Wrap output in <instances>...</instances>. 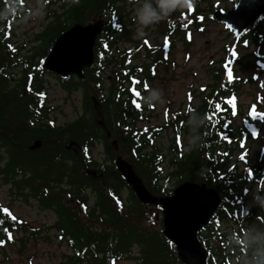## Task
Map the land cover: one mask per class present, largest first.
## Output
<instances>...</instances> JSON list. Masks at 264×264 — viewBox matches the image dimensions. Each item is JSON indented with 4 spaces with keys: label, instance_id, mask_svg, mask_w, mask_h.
I'll use <instances>...</instances> for the list:
<instances>
[{
    "label": "trees",
    "instance_id": "trees-1",
    "mask_svg": "<svg viewBox=\"0 0 264 264\" xmlns=\"http://www.w3.org/2000/svg\"><path fill=\"white\" fill-rule=\"evenodd\" d=\"M48 1L59 4L47 7ZM134 1L44 0L43 11L49 20L35 34L36 46L21 55L12 38L32 8L26 0H19V7L0 20V181L10 186V196L34 199L40 207L54 211L56 219L49 229H55L56 237L72 247V254L59 264H111L115 257L130 253L133 244L139 246V264H181L174 247L154 227L157 209L151 211L140 204L116 169L117 154L110 146L114 138L118 154L132 164L153 194L167 195L186 180L205 183L222 194V205L200 239L209 253L208 264H238L246 252L231 236L240 235L246 224L264 227V209L245 203L254 187L264 192V145L252 151L260 134V113L253 115L251 105L244 110L238 101L247 80L236 75L233 63L241 60L236 53L225 51L219 64L210 69L197 104L192 95L185 108L167 114L162 123L150 124L149 111L155 104L143 103L148 82L156 77L159 66L167 64L174 38L180 36L187 43L189 27L199 29V14L194 4L154 24L156 36L162 39L160 46H154L146 37L133 36L127 7ZM8 4L9 0H0V11ZM207 16L212 19L211 13ZM98 17L105 24L95 46L94 63L85 69L83 79H59L68 93L80 90L81 112L58 123L50 117L56 108L50 105L46 72L40 69L38 57L43 58L55 38L72 24ZM263 38L264 16L242 44L259 47ZM119 43L129 46L119 47ZM253 55L257 61L263 57L257 50ZM16 68L19 73L15 75ZM92 97L99 101L111 137L96 124ZM192 112L204 115L207 123L201 130V145L189 150L185 136ZM163 133L167 137L164 150L157 145ZM35 140L42 141L41 147L31 150ZM70 140L81 145L78 155L66 147ZM96 143L103 146L108 163L92 155ZM89 169L97 172L96 179L89 176ZM125 187L128 202L122 197ZM87 190L93 196L91 204ZM224 216L237 227L221 230ZM39 229L15 217L9 205L0 201V254L17 241L22 251L28 241L41 237ZM148 234L159 235L165 244L145 252L144 236ZM43 238L50 240L48 234Z\"/></svg>",
    "mask_w": 264,
    "mask_h": 264
},
{
    "label": "rangeland",
    "instance_id": "rangeland-1",
    "mask_svg": "<svg viewBox=\"0 0 264 264\" xmlns=\"http://www.w3.org/2000/svg\"><path fill=\"white\" fill-rule=\"evenodd\" d=\"M43 1L26 0L28 6L32 8L31 13L35 8L42 5ZM53 4L54 2L48 1L45 3V6L57 7L59 3ZM232 6V0L197 1V12L201 16L198 24L201 26V29L191 31L188 43L181 39L180 36L174 38V47L168 55V63L158 67L157 79L150 82V89L160 90L165 103L155 104V108L149 111V123H162L167 114L169 115L179 108H183L187 103L189 93L191 96H195L194 103L197 104L202 86L209 78L210 69L219 64V60L223 57L224 49L227 47L230 51L232 50V53L235 52L240 57L241 62L234 61L233 63L236 74L250 79L239 92V102L243 108L248 107V104H250L254 112L261 113L259 139L253 145V150H257L260 146L264 145V64L260 63L255 70L252 62L255 60L253 51L257 47L253 44L245 47L242 41L238 43L233 42L232 36L224 25L209 19L207 16L215 8L227 10L231 9ZM136 7L137 4L134 1L127 7V12L132 24L130 28L133 29V36L139 39L140 37L137 36L138 24L135 18ZM31 13L18 25L12 38V41L16 43L15 45L20 47L19 55L26 54L28 50L36 46L35 34L49 20L44 11V14L40 16L31 15ZM145 31L147 33L145 37H148L152 45H160L162 43V39L156 37L153 25L149 26ZM125 46H129V44L124 45L123 43H119V47ZM260 53H264V40L260 46ZM41 58L38 57L39 61ZM13 73L15 75L18 74L19 69H14ZM43 77L46 81L50 105L56 108L50 112V117L55 118L58 123L76 118L81 112L82 96L80 90L68 93L61 88L60 80L53 73L47 72ZM240 120L241 116L237 121ZM166 143L167 137L163 133L157 138V145L164 150ZM92 153L98 162H109L100 143H96ZM253 158V155H251L250 159L252 160ZM87 194L88 204H91L93 196L89 193V190H87ZM122 197L125 202H128L127 187L123 189ZM0 201L9 205L15 216L28 222L31 227L40 228L41 232V237L28 241L22 251H19L22 247L18 241L5 246L4 253L0 254V264H59L60 261L65 259V254L69 253V248L64 241H60L56 237L58 233L55 229H49V226L53 225L56 219V215L52 209L40 207L34 199L25 201L23 198L10 196V186L2 181H0ZM246 205H255L252 203L251 195L247 196ZM147 208L151 209V211L157 209L153 206ZM159 215L160 210H157L154 227L161 232L162 222ZM246 225L247 228L249 225ZM235 227L237 226L234 224V221L228 216L220 219L221 230L232 231ZM46 234L50 236L49 242L43 238ZM144 238V241H146L143 246L145 252H148L149 249L156 251L158 247L165 244L159 235L148 234ZM129 249L130 253L119 260L118 264H139L137 259L139 256V246L133 244Z\"/></svg>",
    "mask_w": 264,
    "mask_h": 264
},
{
    "label": "water",
    "instance_id": "water-1",
    "mask_svg": "<svg viewBox=\"0 0 264 264\" xmlns=\"http://www.w3.org/2000/svg\"><path fill=\"white\" fill-rule=\"evenodd\" d=\"M263 12L264 0H238L231 11L218 10L214 15L217 20L226 23L234 31L235 39H238ZM103 26L104 20L97 18L87 24L76 22L61 32L42 60L41 68L61 78L70 75L83 78L84 69L91 67L94 62V46ZM92 103L96 124L110 137L95 97L92 98ZM41 144L40 140H35L30 149L40 148ZM110 144L112 150L118 152L117 141L114 139ZM67 148L75 155L81 150L76 141H70ZM114 164L141 203L161 206L162 234L174 244L181 263L207 264V251L198 239V232L209 223L221 204L219 192L207 187L205 183L184 181L171 195L155 196L147 190L129 162L118 155ZM87 173L91 178H96V171L89 169Z\"/></svg>",
    "mask_w": 264,
    "mask_h": 264
},
{
    "label": "clouds",
    "instance_id": "clouds-1",
    "mask_svg": "<svg viewBox=\"0 0 264 264\" xmlns=\"http://www.w3.org/2000/svg\"><path fill=\"white\" fill-rule=\"evenodd\" d=\"M135 18L138 24L137 36L143 38L147 35L145 29L159 23L171 16L174 12L187 9L193 6L196 0H135ZM19 7V0H9L8 6L0 11V20L7 19L14 9ZM40 16L43 13V6L33 10L31 15ZM143 103L146 105L163 104L165 100L162 92L158 89H150L144 96ZM206 117L198 112L189 114L187 121L189 132L185 136V143L189 150L198 148L203 136L201 130L206 126ZM252 203L264 209V192L253 191ZM233 242L239 247L242 246L246 255L241 257L238 264H264V227L249 225L240 235L231 236Z\"/></svg>",
    "mask_w": 264,
    "mask_h": 264
},
{
    "label": "snow or ice",
    "instance_id": "snow-or-ice-1",
    "mask_svg": "<svg viewBox=\"0 0 264 264\" xmlns=\"http://www.w3.org/2000/svg\"><path fill=\"white\" fill-rule=\"evenodd\" d=\"M191 7V5L189 6V8ZM230 75H231V73H230ZM137 95H138V93H137ZM137 107H139V105H136ZM256 113L255 112H253V115H255ZM14 218V217H13Z\"/></svg>",
    "mask_w": 264,
    "mask_h": 264
},
{
    "label": "bare ground",
    "instance_id": "bare-ground-1",
    "mask_svg": "<svg viewBox=\"0 0 264 264\" xmlns=\"http://www.w3.org/2000/svg\"><path fill=\"white\" fill-rule=\"evenodd\" d=\"M202 88H203V86H202ZM202 90V89H201Z\"/></svg>",
    "mask_w": 264,
    "mask_h": 264
}]
</instances>
